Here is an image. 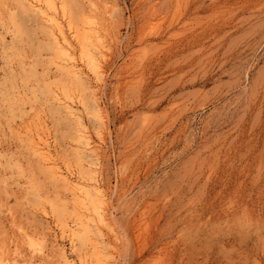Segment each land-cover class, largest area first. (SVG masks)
I'll return each mask as SVG.
<instances>
[{"label": "rangeland", "instance_id": "1", "mask_svg": "<svg viewBox=\"0 0 264 264\" xmlns=\"http://www.w3.org/2000/svg\"><path fill=\"white\" fill-rule=\"evenodd\" d=\"M64 1L67 20L82 26L87 0ZM93 1L104 69L99 79L84 69L69 106L93 139L82 156L97 158L111 264H264V0ZM26 4L0 0V254L61 264L67 252L76 264L79 243L60 233L70 211L54 210L70 194L44 176L25 133L42 122L61 168L78 177L76 118L55 101L66 100L56 85L64 77Z\"/></svg>", "mask_w": 264, "mask_h": 264}, {"label": "bare ground", "instance_id": "2", "mask_svg": "<svg viewBox=\"0 0 264 264\" xmlns=\"http://www.w3.org/2000/svg\"><path fill=\"white\" fill-rule=\"evenodd\" d=\"M87 2L89 5V8H88V12L84 15V17L81 21L82 26L81 25L80 26L73 25L71 23L68 15H67L68 20H67V18H66L67 9H66V3L64 0H26L27 4L23 7L24 9L35 13L36 15H38L41 18V21L44 24V34L48 37V40H49L48 49L52 52L51 54H53V57H54V61L52 62V64L56 68V71H58L59 75H61L60 78L64 77L63 80L57 82L56 85H60V88H57V89L63 93V95H59V96H64V99H66V100H61L62 98L61 99L55 98V101L59 102L58 103L59 106H63L65 108L64 110H66V113L69 116H73L76 118L75 138H76V143L79 145V149H78V151L75 152V158H76V161L78 162L77 164L79 165L78 177L73 178L72 172L69 171L68 168H65L64 170L61 168V164L58 161V159L56 158L57 155H55V151L53 150V148L50 145V142H49L50 139L48 140V136L45 133L46 132L45 127H44L42 122H40L37 118H35V120H34L35 124L34 123H32V125L30 124L31 125L30 127L34 126V129H31L30 127H28L27 130H25L26 131L25 133L27 135L26 140H27V144H28V149L31 152V154L37 158L38 163L40 164L39 168L43 172L44 176L46 178L51 179L53 181L54 185H61L62 188L64 190H66L67 192H69V194H70L71 202L69 201L70 206H68V208H67V205L65 202L59 201L60 208L62 211L54 209V208L53 209L55 210V212L60 213V214L62 212H65L66 210L70 211L69 214H70V216H72V217H70L71 225H67L66 222L63 223L60 227V233L62 234V236L66 237V239H68L71 248L75 247V244L77 242L79 243V251L77 253L78 262L76 264H111V262L114 260V250H115L114 249V233L112 230V225L110 223L109 209L106 206L108 204V203L106 204V202H107L106 198H105L106 194L102 190L103 185L101 187L100 183H98L99 180L96 179L95 172H97L96 171V166H97V160L96 159L97 158L93 157V159H91V157H92L91 156L90 160L87 161L83 158L84 156H82V153L84 151H86V152L92 151L93 139L91 140V137L87 134L86 128L84 127L85 123L84 124L82 123V121L80 120L78 115L72 113L71 108L69 106L70 105L69 101L72 102V97H70V91L72 90V86L76 85L78 87H83V83L81 82V76L84 74V69H87L89 72H91L96 79H99L101 74H102L101 67L103 68V66H101V61L99 60V57L104 56L103 49L105 48V44H104V40H103L104 36L102 34L103 29L100 27V24L97 23L96 16L94 14L95 9H96L94 1L93 0H87ZM15 7H16V5H15ZM15 12H17V11H15ZM11 13L12 12H10V14ZM11 15L15 16V15H13V13ZM27 16H26V18H27ZM32 19H33V17H32ZM27 22H29V21H27ZM12 29H13V27H12ZM24 30H26V29H23V31ZM29 30H31V29H29ZM30 32H32V30ZM28 35H29V33H28ZM28 37H30V35ZM32 38L33 37H31V39ZM5 56H3V57H5ZM52 64H51V66H52ZM8 67H9V65H8ZM11 69H13V68H11ZM36 71H38V70H36ZM56 74H57V72H56ZM85 74H88V73L85 72ZM91 78L93 79V77H91ZM49 79H50V77H49ZM53 80H55V79H53ZM91 82H92V80H91ZM73 83L75 85H73ZM46 84H47V82H46ZM11 85H13V84L11 83ZM7 89H8V86L5 85L6 96L8 94ZM49 89L46 90V93L50 92ZM16 90H17V88H16ZM16 90H13V91H16ZM52 91H54V90H52ZM54 93H56V92L54 91ZM25 95H26V93H25ZM41 96L44 97V95H41ZM55 96L56 95H54V97ZM23 102L27 103L26 100ZM14 103H15V100H14ZM51 103H53V102H51ZM24 104H22V105H24ZM12 105H14V104H12ZM17 105H19V102L17 103ZM30 105L31 104H29V106ZM50 105H52V104H50ZM99 105L100 104L93 103L91 106V109H90L91 115H93V117L96 118L98 121L101 120V110H100L101 108ZM41 106L42 105H40V107ZM29 108H31V107H29ZM9 109H10V112H13L15 110V108L13 106H11V108H9ZM33 117H34V115H33ZM12 118H14V116ZM41 118L43 120V117H41ZM91 119H92V117H91ZM24 121L25 120H23V122ZM20 124H23V123H20ZM26 125H29V124H26ZM46 128H47V125H46ZM16 129H18V128L16 127ZM71 134H72V132H71ZM94 145L95 144H93V146ZM24 147H23V149H24ZM97 148H99V147L97 146ZM56 149L57 148H55V150ZM70 149H71V146H70ZM58 152H59V150H58ZM11 162H12V160H11ZM32 167H33V165H32ZM34 167H35V165H34ZM22 171L23 170H21V172ZM49 205L52 207L55 205V207H57L56 204H51L50 202H49ZM67 217H68V215H67ZM67 220H69V219H67ZM25 239H26V243H27V246L29 248V251L31 250V252L33 254H35V253L42 254L41 247L36 242V240H34V237L25 236ZM44 247H45V245H44ZM86 247H87V249H85ZM1 252H3V251H1ZM7 253L5 254V256L3 253L0 254V264H18L17 259L15 257H11ZM66 253H64V252L60 253L59 259L61 261V264H75V262L73 261V257L71 258V256H68ZM12 254L16 255L17 252L14 251ZM53 262H55V261H53ZM22 263H23V261H22Z\"/></svg>", "mask_w": 264, "mask_h": 264}]
</instances>
